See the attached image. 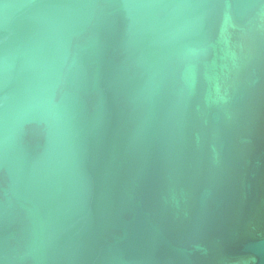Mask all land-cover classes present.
Returning a JSON list of instances; mask_svg holds the SVG:
<instances>
[{
	"label": "water",
	"instance_id": "obj_1",
	"mask_svg": "<svg viewBox=\"0 0 264 264\" xmlns=\"http://www.w3.org/2000/svg\"><path fill=\"white\" fill-rule=\"evenodd\" d=\"M0 264H264V0H0Z\"/></svg>",
	"mask_w": 264,
	"mask_h": 264
}]
</instances>
